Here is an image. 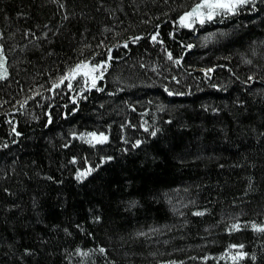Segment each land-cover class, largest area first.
Instances as JSON below:
<instances>
[{
	"label": "trees",
	"instance_id": "trees-1",
	"mask_svg": "<svg viewBox=\"0 0 264 264\" xmlns=\"http://www.w3.org/2000/svg\"><path fill=\"white\" fill-rule=\"evenodd\" d=\"M195 2L0 0V264H264V0L173 22ZM89 58L110 61L96 87L57 83ZM93 130L110 140L71 136ZM74 155L114 159L80 181Z\"/></svg>",
	"mask_w": 264,
	"mask_h": 264
},
{
	"label": "snow or ice",
	"instance_id": "snow-or-ice-1",
	"mask_svg": "<svg viewBox=\"0 0 264 264\" xmlns=\"http://www.w3.org/2000/svg\"><path fill=\"white\" fill-rule=\"evenodd\" d=\"M256 3L257 0H197V2L193 3L192 6L186 10L183 11L178 17L176 21H173L174 23L178 22L179 25L181 26H185L189 29H193L195 27H197L200 24H205L208 21H212L213 19H218L220 17H230V16H234L237 13H239L242 9V6H250L247 10H253L256 7ZM2 34V33H0ZM144 35V34H141ZM169 35H175V31H173L172 33H169ZM211 35V34H209ZM159 33H153L151 36V39L155 42L158 39ZM133 42H135L136 39H138V37L132 38ZM123 43L125 45L128 44V41L125 40L123 41ZM160 43H163L162 38L160 39ZM181 44H184V41H180ZM118 46V45H116ZM194 47L193 43H187L185 45V50L187 49H191ZM108 54L111 55V49H108ZM167 57L172 60L174 59L175 62H181L182 61V57H173V53L171 50L167 51ZM7 57L4 55L3 53V46L0 45V78H4L7 77L9 75L8 72V66H7ZM249 63L251 61H248ZM110 61L109 60H102L99 63H91L90 62V58L89 59H85V60H80L77 64H75L73 67H71L68 72L65 75H62L59 80L57 81V83H63L65 81V79L68 80V87L72 88V83L71 81L73 79H75L78 75H82L85 79V84L84 87H96L97 86V81L103 77L104 72L107 71V68L105 67L107 64H109ZM219 67L218 65H211L208 67H205L202 69V72L204 74H206V76H210L211 73L217 68ZM224 67H228V65H224ZM172 79H175L174 77H171ZM256 78L255 73L250 74V77L247 81H245V83H251L253 79ZM56 85L54 84L53 87H55ZM164 87L167 89L168 85L165 84ZM214 87L217 88H221L222 85H214ZM81 91H83V89H81ZM33 96L36 95V93L32 94ZM73 100H76V96L72 97ZM23 103H27V101L25 100ZM237 103L239 104H243L244 101L243 100H238ZM204 107H208L207 105H204ZM77 109L73 108L72 111L75 112ZM213 112H218L219 109L217 108H211L210 109ZM67 114V113H66ZM11 119V118H9ZM51 114L49 113L48 116V120L49 123H51ZM130 123V121H129ZM133 128L136 127V125H131ZM121 128L124 127V125L120 126ZM144 128L147 130H149L148 125L144 124ZM13 132L16 131L15 128L12 129ZM151 135L153 137L157 136L158 134V129L157 128H153L150 129ZM71 136L72 137H77L79 136L81 139L87 138V143L90 145H96L98 143H105L108 142L110 140V135L108 132L106 131H90V132H76V131H72L71 132ZM121 140H125L126 137L125 136H121L120 137ZM144 141L141 139H136L132 144L131 147L132 148H136L137 146L141 145ZM71 143V141H69L67 144L64 145L65 148H67L69 146V144ZM0 147H6V145H0ZM129 149L128 148H123V151L127 152ZM72 161L76 162L78 159H83L86 162V166L79 168L74 174L75 177L77 178V180L83 181L85 180L86 177H88L92 172H94L96 169L100 168L101 165L105 164V162L107 161H111L114 159L113 156H102L100 157L98 162H92L89 161L87 156H83V157H78V156H72ZM138 203V201H131L130 202V206L132 204ZM208 211V209H204V210H199L197 209L196 212L197 214L202 215L203 212ZM93 219L95 220H100L101 217H93ZM247 223V222H246ZM250 226L253 229H256L258 231H262L264 232V223H256L255 221H252ZM79 227V225L77 226ZM242 227V224L240 221H236V223L228 229V231H232L233 229H239ZM139 235H143V233H138ZM230 248L233 249H240V251H237L235 253H229V255L231 256V259L233 261L236 260H240L243 257H247V256H252L253 259H255V253H249L246 251H243L244 245L240 244V245H236V244H232L229 246ZM25 254H28L29 256H31L34 253V249L31 248H25L24 250ZM87 251L88 250H84V249H77V252L83 255H87ZM98 251H105L104 247L101 246ZM227 251V250H226ZM223 255V254H222ZM24 257H21V259H23ZM202 259L207 260L208 256H204L202 257ZM161 264H171V262L169 261H161Z\"/></svg>",
	"mask_w": 264,
	"mask_h": 264
}]
</instances>
